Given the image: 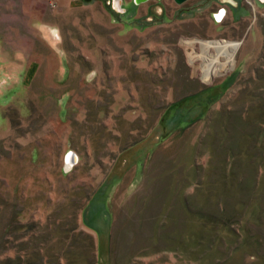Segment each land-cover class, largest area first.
<instances>
[{"label":"rangeland","instance_id":"1","mask_svg":"<svg viewBox=\"0 0 264 264\" xmlns=\"http://www.w3.org/2000/svg\"><path fill=\"white\" fill-rule=\"evenodd\" d=\"M107 1L0 0V264H264V6Z\"/></svg>","mask_w":264,"mask_h":264},{"label":"flooded vegetation","instance_id":"2","mask_svg":"<svg viewBox=\"0 0 264 264\" xmlns=\"http://www.w3.org/2000/svg\"><path fill=\"white\" fill-rule=\"evenodd\" d=\"M173 2L175 4V7H172L171 4L167 5V2ZM222 2V3H232V4H237V2L235 0H216V2ZM257 3L261 6H264L263 4H261L258 0ZM108 5L110 6V8L112 9V11L115 14L118 15H124V16H129L131 21H134L136 19H143L144 17L149 18V22L150 23H146L148 25H154L156 22V20H158L157 16L161 15L164 18H170V16L173 14L176 15L177 11H188V8H182V6L180 7H176L177 4L174 2V0H149L147 2L138 4V8L135 9V11L131 12V14L129 15V11H131L132 6H135V0H122L121 2V6H120V10L121 11H116L113 9V5H114V0H108ZM137 5V4H136ZM173 8V9H171ZM226 9V15L225 17L230 14L229 10L225 7ZM159 13V14H158ZM156 16V17H154ZM216 20V19H215Z\"/></svg>","mask_w":264,"mask_h":264},{"label":"water","instance_id":"3","mask_svg":"<svg viewBox=\"0 0 264 264\" xmlns=\"http://www.w3.org/2000/svg\"><path fill=\"white\" fill-rule=\"evenodd\" d=\"M149 0H135V3L138 5V4H141V3H144V2H147ZM188 1L190 0H174V2L178 5V6H182L184 5L185 3H187ZM261 4L264 5V0H258ZM121 2L122 0H114V9L116 11H121L120 10V6H121ZM226 15V9L223 8L216 16V20L218 22L222 21L224 19ZM79 161V158L78 156L74 153V152H69L68 155L66 156V159H65V170L68 172L70 171Z\"/></svg>","mask_w":264,"mask_h":264},{"label":"trees","instance_id":"4","mask_svg":"<svg viewBox=\"0 0 264 264\" xmlns=\"http://www.w3.org/2000/svg\"><path fill=\"white\" fill-rule=\"evenodd\" d=\"M15 260H16V259H13V258H12V260L10 259V260L8 261V264H16V263L18 264V262H16Z\"/></svg>","mask_w":264,"mask_h":264},{"label":"bare ground","instance_id":"5","mask_svg":"<svg viewBox=\"0 0 264 264\" xmlns=\"http://www.w3.org/2000/svg\"><path fill=\"white\" fill-rule=\"evenodd\" d=\"M223 21V20H222ZM226 66H231V64H229V65H223V66H221L223 69L222 70H225V68H226ZM217 68V67H216ZM212 68H210V71L212 72V70H211ZM221 70V69H220Z\"/></svg>","mask_w":264,"mask_h":264},{"label":"built area","instance_id":"6","mask_svg":"<svg viewBox=\"0 0 264 264\" xmlns=\"http://www.w3.org/2000/svg\"><path fill=\"white\" fill-rule=\"evenodd\" d=\"M214 15H215V14H214ZM216 15H217V14H216ZM216 15H215V16H216ZM215 16H214V17H215ZM216 21H217V20H216ZM217 22H218V21H217ZM221 22H222V21H220V22H218V23H221ZM218 42H224V41H218Z\"/></svg>","mask_w":264,"mask_h":264},{"label":"clouds","instance_id":"7","mask_svg":"<svg viewBox=\"0 0 264 264\" xmlns=\"http://www.w3.org/2000/svg\"><path fill=\"white\" fill-rule=\"evenodd\" d=\"M222 9H223V8H222ZM222 9H219V12H220Z\"/></svg>","mask_w":264,"mask_h":264}]
</instances>
